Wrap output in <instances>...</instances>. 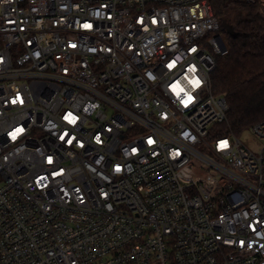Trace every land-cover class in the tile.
<instances>
[{
  "label": "built area",
  "instance_id": "built-area-1",
  "mask_svg": "<svg viewBox=\"0 0 264 264\" xmlns=\"http://www.w3.org/2000/svg\"><path fill=\"white\" fill-rule=\"evenodd\" d=\"M226 52L211 0H0V264H264Z\"/></svg>",
  "mask_w": 264,
  "mask_h": 264
},
{
  "label": "trees",
  "instance_id": "trees-1",
  "mask_svg": "<svg viewBox=\"0 0 264 264\" xmlns=\"http://www.w3.org/2000/svg\"><path fill=\"white\" fill-rule=\"evenodd\" d=\"M211 3L227 47L212 73L214 93L225 96L229 105L219 130L240 136L264 119V0Z\"/></svg>",
  "mask_w": 264,
  "mask_h": 264
},
{
  "label": "rangeland",
  "instance_id": "rangeland-1",
  "mask_svg": "<svg viewBox=\"0 0 264 264\" xmlns=\"http://www.w3.org/2000/svg\"><path fill=\"white\" fill-rule=\"evenodd\" d=\"M240 139L246 143H248V145L252 148H257V144L255 143V141L253 140L252 137V133L250 130H246L244 131L241 135H240ZM0 183H1V176H0Z\"/></svg>",
  "mask_w": 264,
  "mask_h": 264
},
{
  "label": "snow or ice",
  "instance_id": "snow-or-ice-1",
  "mask_svg": "<svg viewBox=\"0 0 264 264\" xmlns=\"http://www.w3.org/2000/svg\"><path fill=\"white\" fill-rule=\"evenodd\" d=\"M85 27H90V25H85ZM193 83L196 85V86H199V83H200V81L199 80H196V81H193ZM191 97H189V101H191ZM67 118V117H66ZM149 142H151V141H149ZM227 145V142L225 141V142H223L222 143V146H226Z\"/></svg>",
  "mask_w": 264,
  "mask_h": 264
}]
</instances>
